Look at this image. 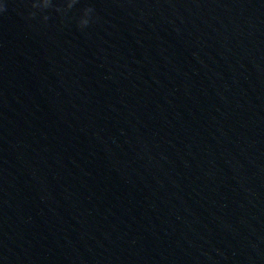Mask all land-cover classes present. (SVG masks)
<instances>
[{"label": "water", "instance_id": "1", "mask_svg": "<svg viewBox=\"0 0 264 264\" xmlns=\"http://www.w3.org/2000/svg\"><path fill=\"white\" fill-rule=\"evenodd\" d=\"M0 5V264H264V0Z\"/></svg>", "mask_w": 264, "mask_h": 264}, {"label": "clouds", "instance_id": "2", "mask_svg": "<svg viewBox=\"0 0 264 264\" xmlns=\"http://www.w3.org/2000/svg\"><path fill=\"white\" fill-rule=\"evenodd\" d=\"M33 7H37V4H33ZM4 10H5L4 6H3V5H0V11H4ZM92 11H93L92 8H88V9H86L85 13H91ZM46 19H47V17H46ZM88 23H89L88 20L85 21L83 26H87ZM81 26H82V25H81ZM83 26H82V27H83Z\"/></svg>", "mask_w": 264, "mask_h": 264}]
</instances>
